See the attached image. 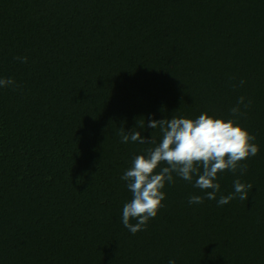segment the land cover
<instances>
[{
  "label": "trees",
  "instance_id": "obj_1",
  "mask_svg": "<svg viewBox=\"0 0 264 264\" xmlns=\"http://www.w3.org/2000/svg\"><path fill=\"white\" fill-rule=\"evenodd\" d=\"M8 77L0 264H264V0H0ZM241 96L237 122L259 146L247 171L219 173L216 199L193 204L196 177L173 174L156 217L130 233L121 176L151 145L121 143L122 128L159 140L148 119H230ZM237 178L248 199L218 206Z\"/></svg>",
  "mask_w": 264,
  "mask_h": 264
},
{
  "label": "clouds",
  "instance_id": "obj_2",
  "mask_svg": "<svg viewBox=\"0 0 264 264\" xmlns=\"http://www.w3.org/2000/svg\"><path fill=\"white\" fill-rule=\"evenodd\" d=\"M16 59L22 63L27 62V57ZM243 83L241 80L240 84ZM15 85L16 82L11 77L0 78V87ZM250 104L251 101L245 103V97H239L236 105L230 109L233 117L230 119L206 112L194 119L184 116L148 119L142 129L145 126L153 130L159 128V140L153 135L146 139L138 130L132 129L129 134L122 128L119 133L121 143L131 141L151 145L144 150V154L132 158L130 167L121 176L131 193V199L122 208V223L130 233L136 234L144 230L148 221L156 217L163 207L165 183L175 182L173 174L190 183L196 177L194 187L204 191L205 196H190L188 203L193 204L203 203L205 198L216 199L220 191L217 181L219 173L231 171L235 174L239 171L243 175L247 171V165L241 162L257 155L259 146L254 143L256 137L237 121L242 115L241 105L247 109ZM233 187L234 192L220 196L218 206L237 197L242 201L247 200L253 186L241 183L237 178ZM132 220L136 223H131ZM168 264H175V260L170 259Z\"/></svg>",
  "mask_w": 264,
  "mask_h": 264
}]
</instances>
